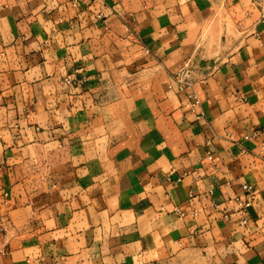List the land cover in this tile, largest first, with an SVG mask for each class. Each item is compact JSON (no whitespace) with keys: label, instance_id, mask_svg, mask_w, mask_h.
<instances>
[{"label":"crops","instance_id":"0c3cea01","mask_svg":"<svg viewBox=\"0 0 264 264\" xmlns=\"http://www.w3.org/2000/svg\"><path fill=\"white\" fill-rule=\"evenodd\" d=\"M72 1L0 0V264H264V0Z\"/></svg>","mask_w":264,"mask_h":264},{"label":"built area","instance_id":"2783aa9c","mask_svg":"<svg viewBox=\"0 0 264 264\" xmlns=\"http://www.w3.org/2000/svg\"><path fill=\"white\" fill-rule=\"evenodd\" d=\"M72 6L78 7L79 0H73ZM99 17H101V15H99ZM201 81L205 82L206 79L203 78ZM174 82L176 85H178L181 91L187 92L189 108L191 112L196 114L197 119H200L203 116V113H198L197 109L201 104V100L195 88L199 80L196 77L195 68L193 67V64L191 62L187 61V63L179 70V72L174 77ZM67 83H70V81L67 80ZM257 137L258 132L255 131L252 133V135H246L244 137V140H249ZM242 191V197H236L233 199V202L235 204V208L232 210L233 212L230 208L223 207L222 213L223 219L228 221H236L239 226L246 227L249 224L250 208L253 206V203L255 201V189L252 184L246 183L242 185ZM210 192L212 193V190H210ZM195 198L196 197L194 196V194L191 193L188 200L189 202H192L193 200H195ZM215 207L218 208L219 205H215ZM194 215L197 216L198 212H194Z\"/></svg>","mask_w":264,"mask_h":264}]
</instances>
